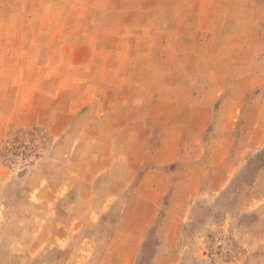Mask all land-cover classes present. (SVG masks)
<instances>
[{
    "label": "rangeland",
    "instance_id": "374dc122",
    "mask_svg": "<svg viewBox=\"0 0 264 264\" xmlns=\"http://www.w3.org/2000/svg\"><path fill=\"white\" fill-rule=\"evenodd\" d=\"M142 143L208 172L177 222L96 210ZM122 263L264 264V0H0V264Z\"/></svg>",
    "mask_w": 264,
    "mask_h": 264
},
{
    "label": "crops",
    "instance_id": "0c3cea01",
    "mask_svg": "<svg viewBox=\"0 0 264 264\" xmlns=\"http://www.w3.org/2000/svg\"><path fill=\"white\" fill-rule=\"evenodd\" d=\"M143 145L142 143V145L137 144L136 147H132L131 154H135V156L123 159L121 162L123 165L115 169L109 168V174L114 175V178H111V183L115 182L117 188L112 190L111 194L107 195L102 202H96V206H98L96 210L102 213L107 199L108 202L120 200V202H126V206H136V219H131L132 221L152 222L153 218L151 217L160 214V211H145L143 209L152 206L167 209V212L163 213L165 216L163 220L169 217L168 221L177 222V216L182 213L177 211L178 207L184 208L188 202L195 201L198 198V192L209 191L208 179H204L208 172L203 166L201 157V162L192 166L189 153L185 152L178 157L177 148L171 143L167 150L162 151V161L153 164L151 161L157 153L151 151L146 160ZM70 205L74 208L78 205L87 208L91 207L93 203L88 202L86 198L79 204L77 200H74ZM72 213L74 219L76 217V220L80 221L78 218L80 212L74 210ZM129 220L126 219V221ZM84 221L87 220L84 219ZM125 254L128 252L126 251Z\"/></svg>",
    "mask_w": 264,
    "mask_h": 264
}]
</instances>
